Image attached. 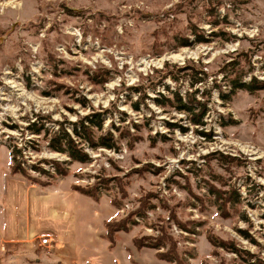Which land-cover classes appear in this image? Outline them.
I'll list each match as a JSON object with an SVG mask.
<instances>
[{
    "label": "rangeland",
    "instance_id": "rangeland-1",
    "mask_svg": "<svg viewBox=\"0 0 264 264\" xmlns=\"http://www.w3.org/2000/svg\"><path fill=\"white\" fill-rule=\"evenodd\" d=\"M61 127L87 161L48 146ZM19 181L68 184L89 227L73 261L40 234L0 264H264V0H0V191Z\"/></svg>",
    "mask_w": 264,
    "mask_h": 264
},
{
    "label": "crops",
    "instance_id": "crops-1",
    "mask_svg": "<svg viewBox=\"0 0 264 264\" xmlns=\"http://www.w3.org/2000/svg\"><path fill=\"white\" fill-rule=\"evenodd\" d=\"M1 196L5 198L0 200V243L22 246L29 252L34 238L45 234L54 242L58 260L67 263V259L81 257L80 233L89 227L87 198L63 182L42 188L23 181L2 187ZM85 245L92 253L94 246Z\"/></svg>",
    "mask_w": 264,
    "mask_h": 264
},
{
    "label": "trees",
    "instance_id": "trees-1",
    "mask_svg": "<svg viewBox=\"0 0 264 264\" xmlns=\"http://www.w3.org/2000/svg\"><path fill=\"white\" fill-rule=\"evenodd\" d=\"M137 107L138 106H136L135 108ZM187 109H190V108L184 104H182V106H179L177 108V110H187ZM85 122H88V124ZM197 122L199 123L200 121H197ZM90 124L92 125L94 124L97 127L100 125L99 122H93L91 120H88L87 117L84 118V120H80L79 122L73 123L72 125H73L74 135L77 138L82 139L84 142L91 144L93 148L101 147V146L106 147V148H113L114 145L109 143L106 140V138L102 136L97 138V141L95 143H90L91 142L90 138H87L85 135V133H87L89 129L88 127ZM48 146L54 151L66 154L71 160L85 162L88 159L87 155L81 150L80 147H78V143L75 142L73 137L63 127H61L60 130L55 132L54 136L51 137V139L48 142ZM50 163H52L53 167L56 164H58L57 161H51ZM54 170L57 172L59 168L55 167ZM59 172L60 171H58L57 173ZM80 191H83V190H80ZM82 193L86 195H91L89 194L88 191H83Z\"/></svg>",
    "mask_w": 264,
    "mask_h": 264
},
{
    "label": "bare ground",
    "instance_id": "bare-ground-1",
    "mask_svg": "<svg viewBox=\"0 0 264 264\" xmlns=\"http://www.w3.org/2000/svg\"><path fill=\"white\" fill-rule=\"evenodd\" d=\"M189 56H190V53L188 51L185 52V55L183 53H181V52H179V53H170L166 57V59L174 60V61H181V60L185 59V57H189ZM19 90H20V88H19Z\"/></svg>",
    "mask_w": 264,
    "mask_h": 264
},
{
    "label": "built area",
    "instance_id": "built-area-1",
    "mask_svg": "<svg viewBox=\"0 0 264 264\" xmlns=\"http://www.w3.org/2000/svg\"><path fill=\"white\" fill-rule=\"evenodd\" d=\"M41 241H42V243H48L49 240L48 239H42Z\"/></svg>",
    "mask_w": 264,
    "mask_h": 264
}]
</instances>
